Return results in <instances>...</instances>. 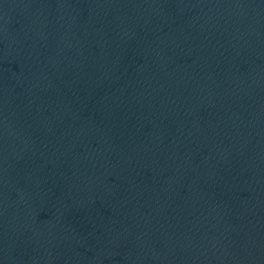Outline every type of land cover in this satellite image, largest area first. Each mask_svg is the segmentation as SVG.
I'll return each mask as SVG.
<instances>
[{"label": "water", "instance_id": "water-1", "mask_svg": "<svg viewBox=\"0 0 264 264\" xmlns=\"http://www.w3.org/2000/svg\"><path fill=\"white\" fill-rule=\"evenodd\" d=\"M0 264H264V0H0Z\"/></svg>", "mask_w": 264, "mask_h": 264}]
</instances>
